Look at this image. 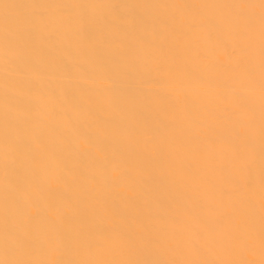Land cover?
<instances>
[{
    "label": "bare ground",
    "instance_id": "obj_1",
    "mask_svg": "<svg viewBox=\"0 0 264 264\" xmlns=\"http://www.w3.org/2000/svg\"><path fill=\"white\" fill-rule=\"evenodd\" d=\"M0 264H264V0H0Z\"/></svg>",
    "mask_w": 264,
    "mask_h": 264
}]
</instances>
